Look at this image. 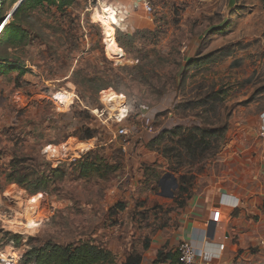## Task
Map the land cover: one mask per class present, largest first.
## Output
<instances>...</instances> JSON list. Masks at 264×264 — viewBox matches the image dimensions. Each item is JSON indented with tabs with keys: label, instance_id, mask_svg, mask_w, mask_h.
<instances>
[{
	"label": "rangeland",
	"instance_id": "rangeland-1",
	"mask_svg": "<svg viewBox=\"0 0 264 264\" xmlns=\"http://www.w3.org/2000/svg\"><path fill=\"white\" fill-rule=\"evenodd\" d=\"M13 1L9 0L7 7ZM18 1L12 7V14L19 6ZM202 2L77 0L63 11L45 7L31 15L28 33L34 49L14 51L13 59L23 58L21 62L28 67L23 72L34 77V89L25 87L19 76L13 79L8 71L0 72V258L12 257L15 264H20L28 238L49 239L64 245L79 239H93L95 235L99 239L110 227L109 222L115 220L117 210L114 209L119 205L109 209L114 200L106 199V192L122 177V165L104 179L66 176L52 186L49 194L31 196L5 181L15 157L26 160L24 168L30 167L42 175H48L60 164L68 166L89 151L104 163L120 164L121 161L123 164L120 142L126 139L116 135L114 112L122 106L127 108L130 125H138L136 117L140 113L150 114L154 129L168 120L173 121V107L180 100L175 87L186 61L217 51V45L227 56L190 71L192 80L199 82L206 78L216 87L228 88L225 101L226 112L230 114L228 122L240 107L258 101L264 104V22L254 15L250 22L228 21L223 32H210V27L228 18L229 13L225 14L228 0L222 20L216 16L220 1L209 6ZM145 5L150 7L149 12L145 11ZM106 6L116 12L117 23L111 34L118 48L116 54L109 51V34L97 17ZM126 35L133 36L132 40L124 39ZM213 36L222 37V41L214 43L212 48ZM118 39L125 48L119 45ZM25 54L33 59L28 60ZM229 60L228 67L223 71L218 69ZM245 61L250 63L252 71L247 79L245 74L249 69ZM73 94L80 104H70ZM185 94H188V86ZM58 95L63 97L57 98ZM106 95L115 96L118 102L102 101ZM78 109L86 113H77ZM101 110L105 111L101 119L112 116L104 125L93 113ZM176 118L179 125L198 124L192 117ZM84 126L95 130L97 136L92 140H79ZM129 136L127 132V140ZM166 171L164 177L156 171L159 172L155 173L156 181L160 177L167 181L175 178L182 183L179 174H188V169L175 174L168 165ZM151 183L149 187L158 191L157 184ZM185 199L177 195L172 203L179 205ZM32 223L34 229L23 228ZM3 233L21 236L22 246L4 243Z\"/></svg>",
	"mask_w": 264,
	"mask_h": 264
},
{
	"label": "crops",
	"instance_id": "crops-1",
	"mask_svg": "<svg viewBox=\"0 0 264 264\" xmlns=\"http://www.w3.org/2000/svg\"><path fill=\"white\" fill-rule=\"evenodd\" d=\"M202 1L209 6L220 0ZM254 15L264 22V5L259 0H236L228 18L208 31L221 33L219 30L228 21L250 22ZM221 39L213 36L211 47ZM29 49H34V42L30 41L22 50ZM215 49L220 48L217 45ZM14 51H10V62L14 60ZM19 59L18 64H8L5 68L10 69L13 79L19 76L25 87L34 89V77L27 72L20 75L28 67L21 62L22 57ZM245 63L250 71L246 70L247 79L252 71L250 63ZM229 64L230 60L218 69L223 71ZM260 105L258 101L237 109L228 122L226 140L218 154L203 166L189 170L192 182L182 207L161 195L162 178L156 181L152 174L160 171L164 177L167 164L146 148L159 131L179 125L178 119L172 116L173 121L168 120L157 129L151 125L152 115L145 112L136 117L138 125H130L128 117L115 120L116 130L125 129L130 136L128 140L123 138L126 142L121 150L122 177L112 183L106 199L114 200L109 209L118 203L122 209L115 212V220L109 222L110 227L99 239L98 235L92 236L97 245L111 253L112 264H123L133 253L140 256L141 264H178L175 250L183 242L194 250L198 264H264V138L260 136L264 104ZM153 181L158 191L149 187ZM172 206L169 211L167 208Z\"/></svg>",
	"mask_w": 264,
	"mask_h": 264
},
{
	"label": "trees",
	"instance_id": "trees-1",
	"mask_svg": "<svg viewBox=\"0 0 264 264\" xmlns=\"http://www.w3.org/2000/svg\"><path fill=\"white\" fill-rule=\"evenodd\" d=\"M18 0H14L15 4ZM77 0H20L19 6L13 14L12 21L3 29L0 35V72L8 71L5 68L8 64H18V60L10 62V51L22 50L29 42L30 24L28 20L38 9L54 7L56 11L73 6ZM264 5V0H259ZM226 0H220L216 16L222 20ZM224 27L219 31H223ZM215 32H218L214 30ZM213 31V32H214ZM133 36L126 35L124 39L131 41ZM122 48L125 44L117 40ZM222 50H217L205 56L192 58L186 61L183 74L180 76L175 87L177 98L180 100L173 107V116L180 118L192 117L198 121L196 125H177L173 128L159 131L151 139L146 148L163 158L168 169L177 174L181 169H188V175L180 176L184 182H178L174 198L177 195L188 198V187L192 182L189 170L201 167L210 159L214 158L226 140L228 131L229 112H226L225 101L228 96V88L225 86L216 87L215 84L201 78L194 82L190 73L205 65L215 63L226 57ZM10 68V67H9ZM188 72V74H187ZM23 71H20V75ZM89 83L90 80H84ZM191 83V88L190 84ZM188 86V94L185 89ZM77 91V89H76ZM99 92V91H98ZM87 108V106H86ZM88 108L86 109V111ZM77 113L86 112L77 110ZM97 132L91 127L85 126L80 132L78 139L87 141L95 138ZM119 153V152H118ZM123 157V152L119 153ZM26 160L15 157L9 165L5 181L8 184H15L22 188L29 195L49 194L52 186L57 181H63L66 176H73L77 179H89L92 176L104 179L106 176L117 172L122 162L104 163L89 151L80 159L74 160L68 166L60 164L57 168L51 169L48 175L35 172L30 167H23ZM155 175V174H153ZM156 178V176H155ZM155 190V189H153ZM185 203V202H184ZM184 203H179L182 207ZM122 209L121 205L116 207L117 211ZM264 210V203H263ZM4 243H13L16 247L22 246V237L11 233H3ZM26 247L20 264H112L113 258L109 251L97 245L94 239H79L75 243L59 244L49 239L28 238L24 243ZM177 254V253H176ZM123 264H141L140 256L133 253L128 256Z\"/></svg>",
	"mask_w": 264,
	"mask_h": 264
},
{
	"label": "built area",
	"instance_id": "built-area-1",
	"mask_svg": "<svg viewBox=\"0 0 264 264\" xmlns=\"http://www.w3.org/2000/svg\"><path fill=\"white\" fill-rule=\"evenodd\" d=\"M9 0H0V35L3 32V29L12 21L13 14H12V7L15 4H12L10 7H7ZM19 2V1H18ZM145 11L149 12L150 7L145 5L144 6ZM73 102H77L80 104V101L76 95L73 94L72 100L70 104H74ZM83 108L87 109L86 107L83 106ZM105 111H93V113L97 114L96 117L100 120V123L104 125L107 121L112 119L111 115H108L106 119H101L103 117ZM115 115H113V118L116 121H123L128 117L129 111L127 108L122 106L120 110H117L114 112ZM263 122H264V112H263ZM116 135L118 138H124L127 135V131L125 129H120L116 131ZM260 136L264 138V124H263V129L260 131ZM125 144V141H122L120 143L121 148L123 149ZM175 252L177 253L178 256V264H198L197 262V257L194 252V250L191 248V246L183 242L178 245L176 248ZM14 259L12 257L8 258H0L1 264H15L13 261Z\"/></svg>",
	"mask_w": 264,
	"mask_h": 264
},
{
	"label": "bare ground",
	"instance_id": "bare-ground-1",
	"mask_svg": "<svg viewBox=\"0 0 264 264\" xmlns=\"http://www.w3.org/2000/svg\"><path fill=\"white\" fill-rule=\"evenodd\" d=\"M115 11L113 10V8L111 7H104L102 8L101 12L100 13H97V17L98 19L100 20V22L103 24L106 32H108V38H107V42H108V48H109V51L116 54L117 53V47H116V44L111 40V34H112V30H113V26H115V24L117 23V18L115 16ZM96 14V13H95ZM63 96L60 95L58 96L57 98H62ZM70 97V96H69ZM115 96L113 95H106V96H103V100L104 102H107L108 104H112L114 102H118L115 101L114 99ZM55 99V98H54ZM55 101V100H54ZM63 102V101H62ZM69 102V101H68ZM63 105V104H62ZM80 145V144H79ZM68 150H71L70 148H66ZM57 151L54 150V153H56ZM59 157V156H58ZM23 203V202H22ZM16 209V208H15ZM13 211V210H12ZM18 211V210H17ZM21 212V211H20ZM18 213V212H17ZM26 213V212H25ZM20 215L22 214L19 213ZM13 215V214H11ZM23 215V214H22ZM14 216V215H13ZM2 217V216H1ZM35 217V216H34ZM37 219V218H36ZM4 222V221H3ZM12 222V221H11ZM18 222V221H17ZM4 224V223H3ZM9 225V224H7ZM23 225V224H22ZM10 226V225H9ZM19 227V226H18ZM34 227V224H28V225H23V228H26V229H32ZM9 228V227H8ZM22 228V229H23ZM10 229V228H9ZM21 229V228H20ZM34 229V228H33ZM36 229V228H35Z\"/></svg>",
	"mask_w": 264,
	"mask_h": 264
},
{
	"label": "water",
	"instance_id": "water-1",
	"mask_svg": "<svg viewBox=\"0 0 264 264\" xmlns=\"http://www.w3.org/2000/svg\"><path fill=\"white\" fill-rule=\"evenodd\" d=\"M236 5V0H228V4L225 10V14L227 15ZM161 195L167 196L169 198H173L174 192L177 190L178 184L175 178L167 181L162 179L159 183ZM167 193H165V191Z\"/></svg>",
	"mask_w": 264,
	"mask_h": 264
},
{
	"label": "flooded vegetation",
	"instance_id": "flooded-vegetation-1",
	"mask_svg": "<svg viewBox=\"0 0 264 264\" xmlns=\"http://www.w3.org/2000/svg\"><path fill=\"white\" fill-rule=\"evenodd\" d=\"M165 191V193H167V191L166 190H164Z\"/></svg>",
	"mask_w": 264,
	"mask_h": 264
}]
</instances>
